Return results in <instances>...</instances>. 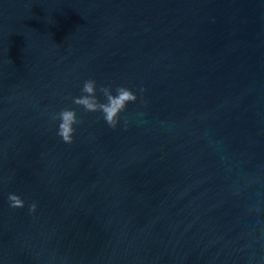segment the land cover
Returning a JSON list of instances; mask_svg holds the SVG:
<instances>
[{
    "label": "water",
    "instance_id": "95a60500",
    "mask_svg": "<svg viewBox=\"0 0 264 264\" xmlns=\"http://www.w3.org/2000/svg\"><path fill=\"white\" fill-rule=\"evenodd\" d=\"M0 264H264V0H0Z\"/></svg>",
    "mask_w": 264,
    "mask_h": 264
},
{
    "label": "clouds",
    "instance_id": "9594fccd",
    "mask_svg": "<svg viewBox=\"0 0 264 264\" xmlns=\"http://www.w3.org/2000/svg\"><path fill=\"white\" fill-rule=\"evenodd\" d=\"M98 91L104 97V102H101L97 97V82L94 79H88L83 83L81 95L79 97H73L72 102L77 106L83 107L86 112L101 113L106 124L110 128L116 129L120 123V114L126 110L129 103L136 102L138 96L124 86L116 87L115 94H113L111 85H101ZM138 91L142 94L144 89L141 87ZM53 119L60 121L57 135L61 137L64 143L72 144L76 131L74 126L81 122L77 118L76 111L74 109L64 108ZM124 124L127 127V118H125ZM8 200L10 207L13 209L25 207V201L17 194L9 193ZM36 209L37 204L35 202L28 205L29 213H34Z\"/></svg>",
    "mask_w": 264,
    "mask_h": 264
}]
</instances>
